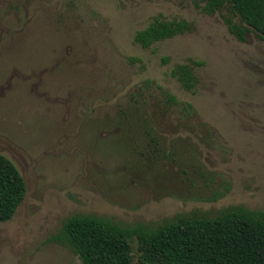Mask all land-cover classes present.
<instances>
[{
    "label": "rangeland",
    "instance_id": "obj_1",
    "mask_svg": "<svg viewBox=\"0 0 264 264\" xmlns=\"http://www.w3.org/2000/svg\"><path fill=\"white\" fill-rule=\"evenodd\" d=\"M157 15L194 29L143 48L135 32ZM190 58L195 92L169 75ZM0 150L27 183L0 264H81L48 241L78 213L155 225L264 210V39L239 41L193 0H0Z\"/></svg>",
    "mask_w": 264,
    "mask_h": 264
},
{
    "label": "trees",
    "instance_id": "obj_2",
    "mask_svg": "<svg viewBox=\"0 0 264 264\" xmlns=\"http://www.w3.org/2000/svg\"><path fill=\"white\" fill-rule=\"evenodd\" d=\"M193 1L205 14L219 13L239 41H247L250 32L264 39V0ZM193 29L188 19L157 15L135 32L134 41L150 48ZM202 64L190 58L176 63L169 75L184 90L195 92L199 83L196 68ZM159 88L170 105L181 106L187 119L194 114L192 103L182 102L169 90ZM135 123L145 129L151 142L160 143L157 130L152 132L153 128L146 127L148 120ZM26 194L24 175L0 150V223L13 218ZM223 194L216 192L214 198ZM48 241L68 246L79 255L81 264H264V210L232 205L213 215H181L155 225L122 224L108 217L78 213L65 219Z\"/></svg>",
    "mask_w": 264,
    "mask_h": 264
}]
</instances>
